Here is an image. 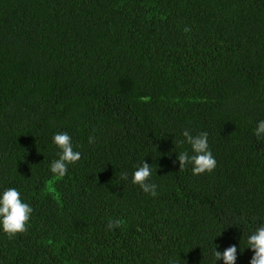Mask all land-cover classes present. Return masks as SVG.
<instances>
[{"label":"trees","instance_id":"16d2710c","mask_svg":"<svg viewBox=\"0 0 264 264\" xmlns=\"http://www.w3.org/2000/svg\"><path fill=\"white\" fill-rule=\"evenodd\" d=\"M261 120L264 0H0V196L33 209L0 228V264H224L232 245L250 264ZM185 129L208 133L211 173L179 170ZM65 132L81 159L57 178ZM143 161L155 197L131 183Z\"/></svg>","mask_w":264,"mask_h":264},{"label":"clouds","instance_id":"9594fccd","mask_svg":"<svg viewBox=\"0 0 264 264\" xmlns=\"http://www.w3.org/2000/svg\"><path fill=\"white\" fill-rule=\"evenodd\" d=\"M185 31H189L185 28ZM185 138L180 143H187L191 147L192 155L188 151L179 153L176 159L179 161V170L191 164L192 174L198 176L204 173H211L216 167V160L213 157L208 146V133L203 132L195 136L191 135L190 130L185 129L182 132ZM254 135L259 138H264V120L258 122ZM89 144L95 142V138L89 137ZM53 144L60 150L59 158L52 161L50 171L54 177L62 178L67 174L68 165L74 164L81 159V153L74 151L71 137L68 133H57L53 136ZM152 165L143 161L132 175L131 183L138 186L144 193L155 197L157 185L150 183L152 176ZM121 179L127 180V174H122ZM33 212L32 207L21 200L20 193L15 188H8L0 196V228L7 234L9 239L15 238L17 234H22L27 231V223L30 220ZM121 221L109 220L107 224L108 230H113L119 227ZM214 250L215 261L223 260L224 264H236L237 247L229 246L221 253ZM247 248L254 252L250 264H264V225L260 226L247 239ZM242 251V250H241Z\"/></svg>","mask_w":264,"mask_h":264}]
</instances>
